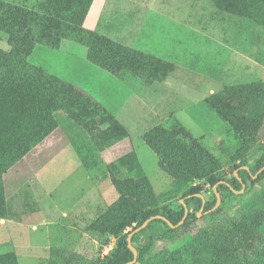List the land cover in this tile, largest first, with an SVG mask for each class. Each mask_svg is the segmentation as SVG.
I'll return each mask as SVG.
<instances>
[{
	"label": "trees",
	"instance_id": "obj_1",
	"mask_svg": "<svg viewBox=\"0 0 264 264\" xmlns=\"http://www.w3.org/2000/svg\"><path fill=\"white\" fill-rule=\"evenodd\" d=\"M93 1L23 0L17 4L0 0V31L8 35L9 41V49L0 47V216L6 214L7 207L4 175L59 127L56 113L63 111L88 134L78 149L84 166L95 174L108 169L112 184L121 194L109 207H98L95 218L87 225L89 231L116 238V246L109 254L91 264L132 261L134 252L129 247L128 234L156 215L166 219L155 218L133 235V242L144 238L136 245L138 262L134 264H264V194L252 197L236 210L230 218L227 237L205 229L187 235L192 219L198 217L204 204L202 186L193 184L196 179L213 189L211 197L204 196L202 213L224 214L240 196L237 191L243 182L247 187L248 181H255L264 167V147L252 154L254 160L247 157L264 124V84H243L237 91L224 88L206 99L208 107L230 123L245 144L234 156V160L243 161L236 166L238 176L234 170L231 180L221 175V160L181 121L176 120L170 128L158 126L144 133L145 142L159 156L160 167L172 179L165 197L178 202L151 205L153 192L148 189L149 180L142 175L143 167L134 154L106 165L97 152L129 137L123 123L70 81L30 61L36 46L43 45L82 54L121 79L132 76L147 83L164 81L176 69L168 60L87 29L84 22ZM212 2L221 11L247 16L264 25V0ZM235 105L236 112L243 109L245 113H231L230 108ZM115 170L119 178L115 177ZM258 176H264V170ZM215 186L222 197L216 209ZM134 195L139 199L132 203ZM186 206L189 214L176 227L184 218ZM128 227L132 229L128 231ZM184 237L182 245L146 258L157 239ZM61 251L54 252L49 264H78L75 256L64 257ZM4 259L3 264H18L14 253L6 254Z\"/></svg>",
	"mask_w": 264,
	"mask_h": 264
},
{
	"label": "rangeland",
	"instance_id": "obj_2",
	"mask_svg": "<svg viewBox=\"0 0 264 264\" xmlns=\"http://www.w3.org/2000/svg\"><path fill=\"white\" fill-rule=\"evenodd\" d=\"M5 1L21 4L23 0ZM150 5L148 0L108 2L104 19L113 21L118 30L105 33L119 40L118 35H124V30H130L144 18L139 25L140 32L136 33V42L128 43L145 50L155 47L152 52L176 64V70L164 81L147 83L132 76L125 81L86 58H78L70 67L77 78L94 83V89L129 131V137L112 150L115 160L109 164L126 154H134L143 167L142 175L149 180L148 189L153 192L150 204L176 205V199L165 197L172 187V179L160 167L159 156L145 142L144 133L158 126L170 128L176 120L183 121L221 160V175L231 180L236 166L243 161L234 160V156L245 144L231 124L208 107L206 99L224 88L237 91L243 84H264V25L247 16L221 11L212 0H157L153 7ZM130 11L135 25L122 22ZM0 47L9 49L8 35L3 31H0ZM30 61L36 65L42 61L53 62L60 71L65 64L73 63L43 51H36ZM236 108L238 105L231 107L230 112H236ZM68 120L69 126L62 121L61 138L82 139L87 132ZM262 126L254 149L247 151L250 160H254L253 153L264 147ZM49 155L39 156L33 169ZM17 163L4 175L8 203L7 217L3 215L4 222H0V263L3 264L8 253H14L18 264H49L58 250H62L64 257L75 256L78 264H91L108 255L116 246V238L89 231L87 225L95 218L98 207H109L121 195L109 180V170L99 179L84 166H77L78 156L73 154L68 163L57 164L52 180L46 184L30 175L19 177L14 169ZM115 177L119 178L116 170ZM193 184L202 186L206 198L212 196L210 184L198 179ZM260 194H264V176L249 180L245 191L238 194L226 213L198 214L192 219L187 235L205 229L227 237L230 218L236 210ZM132 199V203L136 202L139 196L134 195ZM184 239H157L146 258L180 246ZM143 240L141 237L133 244L139 245Z\"/></svg>",
	"mask_w": 264,
	"mask_h": 264
},
{
	"label": "crops",
	"instance_id": "obj_3",
	"mask_svg": "<svg viewBox=\"0 0 264 264\" xmlns=\"http://www.w3.org/2000/svg\"><path fill=\"white\" fill-rule=\"evenodd\" d=\"M110 1L115 2V0H94L93 1L91 8H90V10L86 16L85 22H84V25L87 29L98 31L104 35H106V33H105L106 31H109V32L114 31L115 32L118 30V28H117L118 26H116L113 21L104 19V14L106 11L107 3ZM148 2L151 3L150 7L151 6L153 7V4L155 2H157V0H148ZM136 8H138V7H136ZM127 13H128L127 17L124 18L122 20V22L126 23V22L130 21L131 23L134 24V20L131 17L132 16L131 11L127 12ZM142 20H140L136 25L134 24L135 25L134 27H130L129 28L130 30H128V29L124 30L125 31L124 35H122V36L118 35V37H121V39H119L120 41L113 39V38L112 39L116 40V41H118L124 45H127L129 47L143 51L147 54L168 60L165 57H161L160 53L152 52L151 50H156L155 47H151L150 50H145V49H142L141 47H138V46L129 45L128 42H136L137 37H138L136 33L140 32L139 25H140ZM144 31H146V30H144ZM132 33H135V34H132ZM106 36H108V35H106ZM152 45H154V44H152ZM36 51H43L44 53H46L50 56H53V57L55 55H58L66 61H70V62L72 61L73 62L72 64H65L63 71H60V69H58L56 63H53V62L51 63V62L42 61V63L38 62L37 65L42 66L45 69H47L48 71H50L51 73L59 75L60 77L70 81L75 86H77L79 89H81L83 92H85L88 95H91L93 97V99H95L96 101L103 104L105 107H107L110 111H112L115 114V110L112 109V107L109 105V103L104 101V99L94 89V87H93L94 83L90 82L89 80L84 81L80 78H77L74 74H72L73 68H71L70 66L75 64L76 60L78 58L79 59L80 58L85 59L86 57L84 55L73 54V53H70V52L65 51V50L50 49V48L43 46V45L36 46V48L33 51V54ZM168 61L175 64L171 60H168ZM99 68L102 69L103 71L109 72V71H107L101 67H99ZM176 68H177V66H176ZM127 80H128V78H126L125 81H127ZM121 83H124L125 85H127L126 84L127 82L121 81ZM175 115H177V114H175ZM56 117L59 121V127L53 133H51L43 142H41L35 148H33V150H31L25 157H23L20 161H18V163H17L18 165L14 169L17 171L16 174L19 175V177H23L24 175H30L32 177H35L38 181H40L42 183H46V184L50 183L49 181L52 180L51 177L54 174L53 170L55 168H57V164L68 163L70 157L73 154H76L78 156L79 164L77 166H79V167L84 166L82 156L79 153L78 149H79V143L82 140L87 139L88 134H86L85 136H83L82 139H79V140L70 139V138H67V140H64L59 135V131H61L63 129L62 121L66 124V126L67 125L69 126V125H71V123L69 122L68 119H70V120H72V119L69 118L68 115L63 111L57 112ZM116 117L125 125V123L123 122L122 119H120L117 115H116ZM150 128H151V126L149 127V129ZM64 133H65V131H64ZM121 141H119L117 144H113L112 146L107 147L106 149H104L102 151H97L100 154V157H101V160L103 161V163L109 164L115 160V155L112 153V150L116 146L120 145ZM44 153H49L50 154L49 157L42 164L38 165L35 169H33L32 166L34 165V162L39 160V156H41ZM87 171L89 173H91L93 176L98 177L100 179V177H102L103 173H105L106 169L103 172L98 173V174L90 172L89 170H87ZM39 177H41V179H39ZM108 177H109V180L111 182L110 175H108ZM101 182H102V184L104 183L103 181H101ZM111 184H112V182H111ZM6 189H7V187H6ZM6 217H7V210H6L5 218ZM0 220H1L0 221L1 223L4 222V219H2V216H0Z\"/></svg>",
	"mask_w": 264,
	"mask_h": 264
},
{
	"label": "water",
	"instance_id": "obj_4",
	"mask_svg": "<svg viewBox=\"0 0 264 264\" xmlns=\"http://www.w3.org/2000/svg\"><path fill=\"white\" fill-rule=\"evenodd\" d=\"M245 167L248 168L247 166H245ZM263 170H264V167L260 169V171L257 173V175H256L255 177H257V176H258ZM235 175L238 176V170H235ZM223 182H225V181H223ZM245 189H246V184L243 182V187H242V189H241L240 191H237V192H238V193H243V192L245 191ZM214 190H215V192H216V194H217V197H218V199H217V204H216V206L214 207V209H216V208L221 204L222 197H221L220 192L217 190V186H215ZM200 196L203 198V202H204V204H203V206H202V208H201L199 214L202 213V211H203V209H204L205 201H206L205 198H204V195H203V194H200ZM181 201L184 202L183 200H181ZM188 214H189V208L186 206V210H185L184 218H183V219H182V220L176 225V227H179V226H181V225L184 223V221H185V219L187 218ZM155 218H164V219H166V218L163 217L162 215H156V216H153V217L147 219L145 222H143L140 226H137L136 228H134V229L128 234V244H129L130 249L134 252V258H133L132 261L128 262L127 264H134V263H137V262H138V250H137L136 246L133 244V240H132L133 235H134L135 233L140 232V231L143 230L144 228H146V227L149 225V223H150L153 219H155ZM167 220H168V219H167ZM168 222H169L172 226L175 227V225H173V224L171 223V221L168 220Z\"/></svg>",
	"mask_w": 264,
	"mask_h": 264
}]
</instances>
